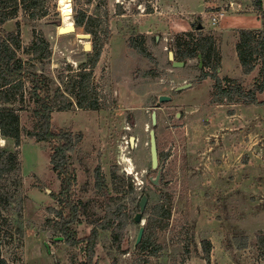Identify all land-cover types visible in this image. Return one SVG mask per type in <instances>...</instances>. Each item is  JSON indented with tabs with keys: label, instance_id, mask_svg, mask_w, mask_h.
<instances>
[{
	"label": "rangeland",
	"instance_id": "1",
	"mask_svg": "<svg viewBox=\"0 0 264 264\" xmlns=\"http://www.w3.org/2000/svg\"><path fill=\"white\" fill-rule=\"evenodd\" d=\"M63 6L70 9L69 22L76 30L60 35L59 28L66 26ZM80 9L101 20L99 30L105 42L92 75L101 104L97 112L78 107L64 92L92 52L85 50L87 44L92 47V36L75 22ZM217 12L225 16L212 25ZM18 22L24 47L31 44L35 31L50 43L52 55L42 63L20 53L32 69L49 78L52 95L58 88L63 92L53 111L54 127L80 136L72 154L78 177L75 190L78 197L92 200V209L76 225L79 238L88 236L107 211L96 186L97 170L111 190L120 181L116 178L114 183L115 172L126 183L132 182L137 193L134 200L127 193L121 201L132 219L116 229L120 248L112 229L100 230L94 264H264L259 239L264 236V106L213 104L214 80L199 78L204 71L253 87L258 68L245 74L236 51L241 30L262 28L253 0H102L99 7L96 1L59 0L49 4L42 19L31 21L21 12L5 30H16ZM199 24L202 30L197 29ZM183 32L196 39L212 37L221 57L217 72L203 70L201 58L187 60L183 68L173 67L169 52H174L175 36ZM79 35L91 37L80 39ZM142 37L151 57L142 56L132 45ZM185 84L192 86L176 91ZM162 95L172 100L156 109L163 168L156 186L151 181L158 170L151 168L149 131L153 108ZM259 99L264 102V93ZM25 109L22 124L28 131L33 129L34 108ZM0 145L14 148L7 140ZM19 151L23 184L17 200L24 199L23 210L12 244L4 250L6 256L15 264H85L80 248L69 244L51 223L60 209L54 195L61 191V184L52 170L48 145L24 132ZM145 194L149 202L144 227L158 203L170 200L172 206L168 228L154 230L155 246L149 252L137 250L136 245L142 225L135 216ZM204 242H210L209 252Z\"/></svg>",
	"mask_w": 264,
	"mask_h": 264
},
{
	"label": "trees",
	"instance_id": "2",
	"mask_svg": "<svg viewBox=\"0 0 264 264\" xmlns=\"http://www.w3.org/2000/svg\"><path fill=\"white\" fill-rule=\"evenodd\" d=\"M53 1L59 0H0V141L7 140L14 143L13 149L0 145V264H15L6 256L7 252L4 250L11 246L17 220H20L22 216L24 199L17 200V196H20L23 184L19 148L24 132L36 142L45 143L49 147L51 167L61 184V191L57 196L54 195L58 199L60 209L55 211L57 217L51 223L69 244L80 248L85 255V264H94L93 259L100 230L112 229L113 240L116 247L120 248L121 235L116 229L126 226L132 219V216L125 212L121 201L127 193L133 200L137 196L134 184L130 181L126 183V180L118 177L115 172L112 173L114 183H116L114 180L116 178L120 181L111 190L103 173L97 170L96 186L103 196L107 211L101 218L102 221L94 222L97 226L88 236L79 238L76 225L81 223L82 217L92 209V200L78 197V192L75 190L78 177L72 154L80 142V136L54 127L53 111L58 107L59 95L63 92L58 88L52 95L49 78L32 69L29 61L21 56L23 53L31 57V60L42 63L52 55L50 43L42 33L35 31L31 44L24 47L19 22L14 31L7 32L4 28L9 21L18 18L21 12L31 21L42 19L48 14V6ZM69 1L60 0L61 3ZM84 1L88 4L96 1L98 7L102 4V0ZM253 4L262 21V28L241 30L236 51L244 73L250 74L258 68V76L253 87L248 89L235 79L229 77L221 79L216 74L211 75L210 72L203 71L199 76L200 79L212 77L214 80L211 91V103L213 104L242 103L264 106V102L259 99V95L264 93V3L263 0H253ZM75 17L77 26L84 27L86 32L92 36V52L88 53V60L80 64L79 72L69 80V85L64 92L68 93L67 97H73L78 107L82 109H100V99L97 96L94 82H92V75L105 45L104 40L101 39L102 31L99 30L102 27L101 20L81 9L77 10ZM106 29L105 33L108 32ZM132 45L142 56L151 57L143 37L138 41H133ZM172 50L178 62L200 59L201 56L203 70L209 68L217 72V69L221 67V57L212 37L196 39L192 33L183 32L175 36ZM27 106L34 108L33 129L28 131L22 124L21 116V111L26 110ZM123 187H127L128 190L125 191ZM114 193L123 194V197H115ZM171 208L170 200L155 206L152 218L148 220L145 227L144 239L138 244L137 250L149 252L154 248L152 234L156 229L164 231L168 228ZM17 230L18 233L22 231L19 226ZM259 239L264 249V236ZM204 243L206 251L209 252L210 242ZM207 258L209 255L206 256Z\"/></svg>",
	"mask_w": 264,
	"mask_h": 264
},
{
	"label": "water",
	"instance_id": "3",
	"mask_svg": "<svg viewBox=\"0 0 264 264\" xmlns=\"http://www.w3.org/2000/svg\"><path fill=\"white\" fill-rule=\"evenodd\" d=\"M68 27H72L70 29V31H67V28ZM197 29L198 30H202L203 29V25L202 24H199L197 26ZM75 30H76V28L73 25H71V26H64V27H60L59 28L58 33L60 35H62V34H66L68 32H74ZM78 37L80 39H85V38H90L91 36L90 35H79ZM91 49H92V47H91L90 44H87L85 46V50H88L89 51ZM200 58H201V56H200ZM169 59L172 61L173 66L175 68H178V67L181 68V67H184L185 66V63L184 62H178V61L175 60L174 52H172V51L169 52ZM191 86H192V84H185L183 86H179L178 88H176V91H182V90H185L187 88H190ZM171 100H172V97L171 96L162 95V96L159 97V100L156 103L155 110L153 111L152 116H151L152 117V126L154 128L157 126V123H158L156 109H158L161 106V104L166 103V102H170ZM154 128L150 131V152H151L152 169L153 170H156L158 168V166H159V152H158L156 131H155ZM131 140L134 142L135 138L133 137ZM162 171H163V168L160 166V168H158L156 178L153 179V180H151L152 183L154 185H156V186L159 185L160 182H161ZM148 202H149L148 196L146 194L143 195V197L141 198V201L139 203V212L135 216V222L138 223V224H140V225H142L140 227V229H139V232H138V237H137L136 245H138V244L141 243L142 238H143L144 233H145V227L143 225V215L145 213V210H146V207L148 205Z\"/></svg>",
	"mask_w": 264,
	"mask_h": 264
},
{
	"label": "flooded vegetation",
	"instance_id": "4",
	"mask_svg": "<svg viewBox=\"0 0 264 264\" xmlns=\"http://www.w3.org/2000/svg\"><path fill=\"white\" fill-rule=\"evenodd\" d=\"M185 63V62H184ZM173 64V63H172ZM174 67V66H173ZM200 67H202V66H200ZM181 68H183V67H181ZM160 97V96H159ZM158 100H159V98H158ZM157 103V102H156ZM155 107H156V104H155ZM155 107L153 108L154 110H155ZM101 109V108H100ZM100 109H92V111H95V112H97V111H99ZM153 110V111H154ZM153 113V112H152ZM151 116H152V114H151ZM158 119V118H157ZM151 125H152V117H151ZM154 127L152 126V128H151V130L153 129ZM154 129H156V127L154 128ZM150 130V131H151ZM150 131H149V138H150ZM156 131V130H155ZM156 138H157V134H156ZM135 140H136V138H135ZM135 140H134V142L131 140L130 141V145H131V147L134 145V143H135ZM150 142V141H149ZM150 144V143H149ZM157 145H158V139H157ZM158 152H159V147H158ZM150 154H151V152H150ZM160 162H161V154H160V152H159V166H158V168H160ZM151 168H152V162H151ZM158 168L156 169V170H158Z\"/></svg>",
	"mask_w": 264,
	"mask_h": 264
},
{
	"label": "bare ground",
	"instance_id": "5",
	"mask_svg": "<svg viewBox=\"0 0 264 264\" xmlns=\"http://www.w3.org/2000/svg\"><path fill=\"white\" fill-rule=\"evenodd\" d=\"M62 12H63V16H64V20H65V25L66 26H71L70 22H69V16H70V9L66 8L65 6L62 7ZM72 27H68L67 31H70Z\"/></svg>",
	"mask_w": 264,
	"mask_h": 264
},
{
	"label": "built area",
	"instance_id": "6",
	"mask_svg": "<svg viewBox=\"0 0 264 264\" xmlns=\"http://www.w3.org/2000/svg\"><path fill=\"white\" fill-rule=\"evenodd\" d=\"M225 16L224 12H217L212 16V25H217Z\"/></svg>",
	"mask_w": 264,
	"mask_h": 264
}]
</instances>
